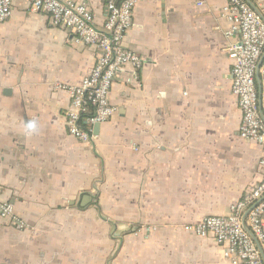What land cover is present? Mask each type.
<instances>
[{
	"label": "crops",
	"instance_id": "obj_1",
	"mask_svg": "<svg viewBox=\"0 0 264 264\" xmlns=\"http://www.w3.org/2000/svg\"><path fill=\"white\" fill-rule=\"evenodd\" d=\"M78 1L104 24L106 0ZM248 1L264 17V0ZM226 2L140 1L125 44L144 66L119 73L116 113L85 143L58 85L79 83L96 48L13 0L0 23V188L28 227L0 217V264H234L184 228L227 214L263 176V147L240 136Z\"/></svg>",
	"mask_w": 264,
	"mask_h": 264
},
{
	"label": "built area",
	"instance_id": "obj_2",
	"mask_svg": "<svg viewBox=\"0 0 264 264\" xmlns=\"http://www.w3.org/2000/svg\"><path fill=\"white\" fill-rule=\"evenodd\" d=\"M29 1L33 11L48 14L51 23L72 35L73 41L97 50L94 65L79 83L58 85L71 98L65 112L69 134L90 143L96 138L95 124L110 121L116 113L110 93L119 73L126 68L138 73L144 66V58L125 44L135 7L142 0H106V18L100 27L88 3ZM12 13L13 0H0V23ZM221 16L231 22L228 36L239 33V40L228 47L232 91L242 111L240 136L263 147V176L231 203L227 214L209 215L184 228L194 235L214 238L234 264H264V17L248 0H227ZM0 217L9 219L19 229L28 227L14 204L1 198V188Z\"/></svg>",
	"mask_w": 264,
	"mask_h": 264
},
{
	"label": "water",
	"instance_id": "obj_3",
	"mask_svg": "<svg viewBox=\"0 0 264 264\" xmlns=\"http://www.w3.org/2000/svg\"><path fill=\"white\" fill-rule=\"evenodd\" d=\"M94 128H95V133L97 134L100 129V124L99 123L95 124Z\"/></svg>",
	"mask_w": 264,
	"mask_h": 264
}]
</instances>
